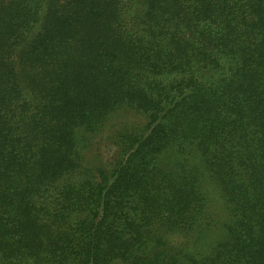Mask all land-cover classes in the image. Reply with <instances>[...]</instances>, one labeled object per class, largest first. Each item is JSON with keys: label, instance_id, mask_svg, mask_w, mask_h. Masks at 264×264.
<instances>
[{"label": "trees", "instance_id": "1", "mask_svg": "<svg viewBox=\"0 0 264 264\" xmlns=\"http://www.w3.org/2000/svg\"><path fill=\"white\" fill-rule=\"evenodd\" d=\"M0 264H264V0H0Z\"/></svg>", "mask_w": 264, "mask_h": 264}, {"label": "rangeland", "instance_id": "2", "mask_svg": "<svg viewBox=\"0 0 264 264\" xmlns=\"http://www.w3.org/2000/svg\"><path fill=\"white\" fill-rule=\"evenodd\" d=\"M146 120L142 113L122 107L107 115L100 130L88 134L81 151L80 168L64 178L69 183H77L98 168L111 170L115 161L120 158L118 144L126 131L142 130ZM198 188L209 203V212L216 223L211 234L212 240L217 239L222 232L221 225L225 223L226 205L220 187L201 168L198 171Z\"/></svg>", "mask_w": 264, "mask_h": 264}]
</instances>
